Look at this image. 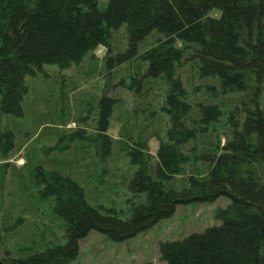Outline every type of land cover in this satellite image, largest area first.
Instances as JSON below:
<instances>
[{"label":"trees","instance_id":"1","mask_svg":"<svg viewBox=\"0 0 264 264\" xmlns=\"http://www.w3.org/2000/svg\"><path fill=\"white\" fill-rule=\"evenodd\" d=\"M100 46L113 91L89 109L87 128L64 136L59 122L48 140L60 141L42 148L75 151L88 173L71 172L58 156L34 170L28 154L9 166L31 207L2 215L0 204V264H72L92 231L122 243L178 205L221 197L229 204L216 210L219 224L161 243L160 261L264 264V0H0V115L22 117L27 77L46 66L69 70ZM98 72L92 66L85 84ZM52 99L47 108L60 116L66 99ZM36 131L16 144L0 121V160L27 150ZM113 155L127 168L118 177L124 207L91 203L86 193L101 184L95 169ZM5 194L1 181L0 201ZM45 199L55 225L42 221Z\"/></svg>","mask_w":264,"mask_h":264},{"label":"rangeland","instance_id":"2","mask_svg":"<svg viewBox=\"0 0 264 264\" xmlns=\"http://www.w3.org/2000/svg\"><path fill=\"white\" fill-rule=\"evenodd\" d=\"M105 55V48L100 46L82 63L69 70H61L56 66L44 67L41 73H37L38 75L26 78L29 92L22 100V117L0 115L2 125L8 129H13L16 144L25 140L27 134L31 135L34 129L37 130L35 136H31L30 141L27 143L29 146L28 151L23 148L20 153L11 155L8 160H0V167L6 164L5 173H2L0 169V182L2 181L4 191L7 193L5 194L6 199L4 198L3 202L0 201L3 206L2 209H4L2 215L6 209L17 211L20 207L23 209L31 207L27 199L19 197L18 187L16 182L12 181L9 167L10 165L22 166L26 162L27 154L34 159L31 167L36 165V161L40 163L44 160L40 165H49L58 156L63 159L62 161H67L68 166H66L71 172L74 170L75 173L83 172L87 175L88 172L85 169L84 171L78 168L77 153L75 151H66L64 154H56L55 156L53 152L42 151V148L51 147L55 142L60 141L58 140L60 136L52 141L48 140L51 138L50 133L59 128V122L62 123L60 130L64 136L71 130L87 128L92 117V114L88 113L91 107L99 100L104 90H106V94L113 91L111 89L112 83L107 84L105 79L102 78L103 71L101 67ZM92 66L99 72L88 79V84H85L84 77H88L89 69ZM50 96L54 100H57V98L66 99V101L60 103V112L64 110L60 116H56L55 113L50 111V108H47ZM78 109L80 111L77 113ZM118 112L114 115L109 131V134L115 139L120 128ZM63 143L61 141L60 145L63 146ZM158 145L157 140L153 138L150 140L149 148L152 156H155ZM33 148L35 149L33 150ZM117 160V156L113 155L95 169V175L100 179L101 184H95L93 187L91 180L83 179L86 185H91V187L86 188V193L93 200L91 203L96 200L102 202L101 204L104 206L113 204L117 207H124L127 204L124 203L127 191L123 190V187L121 188V182L118 179L120 174H126L127 168L124 160L122 162ZM85 164L88 165L89 163ZM34 169L32 167V170ZM28 178H26L27 183L29 182ZM12 191L14 198L11 194ZM33 192L37 194L36 189ZM228 204L229 200L221 197L212 203L178 205L171 217L159 221L146 232L122 243L111 242L92 231L80 241L78 257L72 264H144L146 262L165 264L160 261L159 246L161 243L181 240L193 233H201L209 227L218 225L219 222L215 219V212L218 209L227 207ZM51 207L50 199H45L40 208V215L42 221H51L55 225L59 221L52 215ZM29 233L32 234L31 231Z\"/></svg>","mask_w":264,"mask_h":264}]
</instances>
